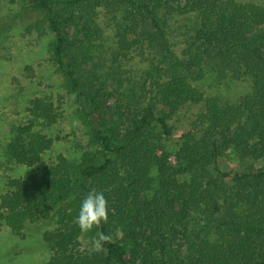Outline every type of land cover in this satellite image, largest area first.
I'll list each match as a JSON object with an SVG mask.
<instances>
[{
    "label": "trees",
    "instance_id": "16d2710c",
    "mask_svg": "<svg viewBox=\"0 0 264 264\" xmlns=\"http://www.w3.org/2000/svg\"><path fill=\"white\" fill-rule=\"evenodd\" d=\"M28 1L54 35L50 59L88 140L46 159L55 139L45 130L62 111L33 98L1 155L3 168L25 172L3 182L0 224L19 237L41 226V264H264V0ZM142 43L149 67L122 79L114 61ZM206 80H249L250 91L231 101L205 94ZM185 113L192 127L174 141L171 121ZM228 155L236 172L221 167ZM93 188L108 200V222L83 233L74 219ZM100 232L112 240L94 252Z\"/></svg>",
    "mask_w": 264,
    "mask_h": 264
},
{
    "label": "rangeland",
    "instance_id": "374dc122",
    "mask_svg": "<svg viewBox=\"0 0 264 264\" xmlns=\"http://www.w3.org/2000/svg\"><path fill=\"white\" fill-rule=\"evenodd\" d=\"M29 4L28 0H0V161L12 123L19 120L26 122L23 118L27 106L40 95L53 100L62 111L59 120L45 130L48 136L55 139L52 148L44 155L46 159H53L60 152L78 151L86 146L88 140L87 130L77 115L79 107L75 95L68 91L64 78L50 59L48 42L54 35L38 27L41 16ZM109 33L106 43L116 44V36ZM180 38L174 41H177L176 48L182 50ZM152 53L146 43H142L131 47L127 55H119L114 65L120 64V77L124 80L137 79L149 67ZM98 56L104 63H110L109 59H112L111 52L98 53ZM199 86L207 95H219L231 101L250 91L249 80L220 84L206 80L199 82ZM117 88L115 81L107 82L110 103L118 102ZM194 117L185 113L171 121L174 141L192 127ZM170 162L176 163L174 155L170 157ZM220 163L224 170L236 172L240 168L231 155L221 157ZM262 164L261 160L256 166ZM22 172H25L23 167L7 169L0 165V190L9 175ZM85 245L88 241H84ZM47 257L49 251L41 226L31 225L27 235L19 237L6 225L0 224V264H41Z\"/></svg>",
    "mask_w": 264,
    "mask_h": 264
},
{
    "label": "clouds",
    "instance_id": "9594fccd",
    "mask_svg": "<svg viewBox=\"0 0 264 264\" xmlns=\"http://www.w3.org/2000/svg\"><path fill=\"white\" fill-rule=\"evenodd\" d=\"M109 206L103 192L91 189L83 198L80 204L77 217L74 223L79 227L81 232L88 233L93 228H99L102 223L108 222ZM112 240L110 235L100 232L98 236L93 237L92 251H103V245L110 243Z\"/></svg>",
    "mask_w": 264,
    "mask_h": 264
}]
</instances>
